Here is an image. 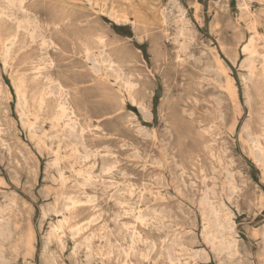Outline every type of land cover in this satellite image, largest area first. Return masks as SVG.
<instances>
[{"label": "rangeland", "instance_id": "obj_1", "mask_svg": "<svg viewBox=\"0 0 264 264\" xmlns=\"http://www.w3.org/2000/svg\"><path fill=\"white\" fill-rule=\"evenodd\" d=\"M24 5L36 37L0 50V264H264V0ZM50 71L77 135L33 105Z\"/></svg>", "mask_w": 264, "mask_h": 264}, {"label": "bare ground", "instance_id": "obj_2", "mask_svg": "<svg viewBox=\"0 0 264 264\" xmlns=\"http://www.w3.org/2000/svg\"><path fill=\"white\" fill-rule=\"evenodd\" d=\"M24 2L25 0H0V50L1 48L5 51L4 55L13 47V45L17 42V37L19 36L18 34V31L22 28L24 30L25 33L29 34L30 38H34L36 37L37 34H35L37 28L40 27V25H38L35 21V16L32 15L30 13V9L29 7H25L24 5ZM21 12L20 14H22L23 16H18V12ZM249 13V12H248ZM20 17H23V19H20ZM56 20L55 21H52V27L48 29V32L50 33V35H54V36H58V40H62V41H66L67 39V35L66 33H64V27L66 25V22L69 20L68 16L65 14L64 11H61L59 16L56 15ZM252 24V23H251ZM13 26V27H12ZM49 26V25H48ZM47 26V28H48ZM20 28V29H19ZM254 29V27H253ZM255 31V29H254ZM38 32H40L38 30ZM39 36H40V33H39ZM42 36V35H41ZM253 37V36H252ZM41 38V37H40ZM251 38V37H250ZM249 38V39H250ZM49 39V38H48ZM254 39V38H253ZM50 40V39H49ZM86 41H83V46H84V50L86 53H88L90 51V45L92 44H95L97 46H103L104 47V39L102 36H99V35H90L88 36L87 38H85ZM252 40V39H251ZM250 40V41H251ZM47 40H45V38L42 36V39H41V49L43 50V45L46 46L48 43H46ZM50 42V41H49ZM52 43V41L50 42ZM248 43V42H247ZM50 46V44H49ZM248 46L250 45H245L243 46V50L244 49H248ZM252 46V45H251ZM254 46V45H253ZM20 48H24L26 49V51H28L26 54H25V58H24V62H29L33 68H35L36 66L34 65L35 62V59H37L38 61L40 60H44V58L42 57L43 55L40 53V56L39 57H36L34 56V53H33V50H31L30 48H28V45H21ZM45 48V47H44ZM47 48V47H46ZM250 48V47H249ZM55 52H62V47H60V45H56L54 44L53 48H52ZM255 49V48H254ZM2 50V53L4 52ZM31 50V51H29ZM13 51V50H12ZM23 51V50H22ZM246 51V50H245ZM10 52V51H9ZM43 52V51H41ZM249 52V51H247ZM19 53H20V50H19ZM101 53H104L102 59H101V62L105 63L106 66L110 67L112 69V71L115 70L114 66L112 65V63L114 62V60L111 58V55H110V52H106V50H103ZM251 53V51H250ZM254 53V52H253ZM9 54V53H8ZM7 54V55H8ZM4 57V59L7 57ZM15 55V54H14ZM42 55V56H41ZM2 56V55H1ZM0 56V57H1ZM46 56V55H45ZM47 56L48 53H47ZM9 57V55H8ZM15 57V56H14ZM17 57V56H16ZM50 57V56H49ZM10 58V57H9ZM13 59V58H11ZM91 61H92V64H93V72L94 73H97V78L100 79V80H106L107 79V76L109 75L108 72L105 71V73H102L101 72L99 73V60L97 58H90ZM248 59H249V56H248ZM8 60V59H7ZM6 60V61H7ZM50 60V59H49ZM11 61V60H10ZM9 61V62H10ZM41 61V62H42ZM14 62V61H13ZM51 62V61H50ZM45 63H43V66H44ZM48 64V62H47ZM53 64V63H52ZM115 64V63H114ZM46 65V64H45ZM50 65V64H49ZM99 65V66H98ZM4 66V64H3ZM6 66V65H5ZM118 66V65H117ZM45 67V66H44ZM51 67V66H49ZM253 67V66H252ZM38 68V67H37ZM42 69V66L40 67ZM46 68V67H45ZM109 68V69H110ZM36 69V68H35ZM39 70V69H38ZM37 70V71H38ZM45 70V69H44ZM103 70V69H102ZM100 70V71H102ZM254 70V69H253ZM252 70V71H253ZM104 71V70H103ZM111 71V72H112ZM251 71V70H250ZM251 71V72H252ZM255 71V70H254ZM264 71V70H262ZM119 72V71H118ZM58 72L56 71L55 74L53 72H46L45 74H40V72H36L34 73V75L30 78V81L32 82L33 84V87H34V91L33 93L31 94V98H32V101H33V105L35 104V106H37L36 110L39 111L41 110L43 107H46V109H49L47 111H50L51 107L49 106V104L51 103V101H54L52 98H50L48 96L47 98V95H50L51 92L53 91L52 90V84L51 82L53 81H56L55 85L58 89V95H59V98L60 100L58 101V106L59 109L58 110H53V108L51 109L50 112H47V114L51 115V120H52V123L51 125H56L58 124L59 120H64V117L68 114H66L67 109H65L66 107L64 106L63 102H62V96H64V88L62 86V84L60 83V81L58 80L59 77H61L59 74H57ZM110 73V72H109ZM16 74V73H15ZM53 74L56 75V77H53ZM254 74V72L252 73ZM264 74V73H262ZM251 75V74H250ZM254 77V76H253ZM20 78V77H19ZM12 80V79H11ZM251 80V79H250ZM13 81V80H12ZM11 81V82H12ZM18 81V80H17ZM21 83L17 84L15 87V89H17V93L19 96H24L25 95V90H26V86H25V83L23 84V81H24V78H21ZM257 81V80H256ZM54 83V82H53ZM231 82L229 81V84ZM232 84V83H231ZM257 84V83H256ZM44 86V87H43ZM228 86V85H227ZM128 87V86H127ZM255 87V86H254ZM131 88V86L129 87ZM55 89V88H54ZM233 89V88H232ZM130 90V89H129ZM234 90V89H233ZM55 92V91H54ZM16 93V94H17ZM50 93V94H49ZM130 93V92H129ZM232 93V92H231ZM53 94V93H52ZM233 94L235 96V91H233ZM68 97V96H67ZM18 98V97H17ZM16 98V99H17ZM19 100V99H18ZM23 100V99H22ZM26 100V99H25ZM66 100V98H65ZM21 102V101H20ZM25 102V101H24ZM65 102V101H64ZM18 103V102H17ZM23 103V102H22ZM25 104V103H23ZM22 104V105H23ZM26 104L28 105V103L26 102ZM25 104V105H26ZM32 104V103H31ZM32 105V107H33ZM22 107V106H21ZM50 107V108H49ZM28 109H29V106H28ZM32 109V108H31ZM57 109V108H56ZM34 110V109H33ZM21 111V110H20ZM42 111V110H41ZM69 111V110H68ZM71 111V110H70ZM69 111V112H70ZM27 112H30L27 110ZM72 112V111H71ZM70 112V113H71ZM32 113V112H31ZM30 113V114H31ZM34 113V112H33ZM40 113V112H39ZM38 114V112L36 113ZM41 114V113H40ZM34 116H36L35 114H33ZM71 115V114H70ZM69 116V115H68ZM67 116V117H68ZM74 116V115H73ZM38 118V116H36ZM71 118V117H70ZM46 119V118H45ZM67 119V118H66ZM50 120V121H51ZM69 120V118H68ZM64 120L63 123L64 125L62 126V131L68 135H77V132H75L74 130V127L76 128L77 125H75L76 123L73 122L74 119H73V124L74 126L71 124L70 120ZM60 125V124H59ZM58 126V125H57ZM55 127V128H58V127ZM61 127V126H60ZM54 128V127H53ZM61 130V128H60ZM81 130V129H80ZM56 131V130H55ZM33 133V132H32ZM56 133H59V132H56ZM61 133V131H60ZM34 134V133H33ZM32 134V136H33ZM71 138V137H70ZM73 138V137H72ZM76 138H78L76 136ZM81 138V137H80ZM1 139V138H0ZM75 139V138H73ZM83 139V138H82ZM40 140V139H39ZM42 142V140H40ZM84 141V140H83ZM3 142V141H2ZM39 145V144H38ZM86 175V174H85ZM88 175V173H87ZM86 175V176H87ZM87 181L89 180V177L86 179ZM60 226V225H58ZM61 227V226H60Z\"/></svg>", "mask_w": 264, "mask_h": 264}]
</instances>
